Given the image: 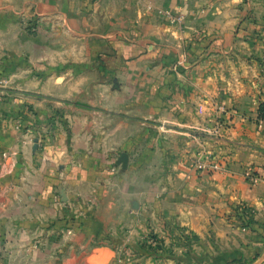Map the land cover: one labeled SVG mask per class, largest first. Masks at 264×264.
Returning <instances> with one entry per match:
<instances>
[{
	"label": "crops",
	"instance_id": "1",
	"mask_svg": "<svg viewBox=\"0 0 264 264\" xmlns=\"http://www.w3.org/2000/svg\"><path fill=\"white\" fill-rule=\"evenodd\" d=\"M263 56L264 0H0V264H131L178 228L264 264L228 219L264 221Z\"/></svg>",
	"mask_w": 264,
	"mask_h": 264
},
{
	"label": "rangeland",
	"instance_id": "2",
	"mask_svg": "<svg viewBox=\"0 0 264 264\" xmlns=\"http://www.w3.org/2000/svg\"><path fill=\"white\" fill-rule=\"evenodd\" d=\"M85 32H92L94 29H83ZM29 33L33 35L47 34V29L38 27L37 20L30 26ZM83 48H88L83 47ZM103 51L104 49H100ZM259 66L264 71V56L259 59ZM2 101V94L0 93V103ZM60 109H53L51 117L48 119H59L63 115L60 114ZM210 160H212L210 158ZM199 161L196 159L194 162ZM192 162V164L194 163ZM194 169V168H193ZM198 170V169H195ZM205 171V170H199ZM229 222L238 226L244 231L256 232L261 230L264 233V221L259 222L254 219L252 211L237 204L232 205L228 214ZM215 239H205L204 241L192 231L187 232L182 228L176 231L169 232L168 235L158 236L153 232L142 234L140 239H135L123 250L121 253L125 261H131V264H216L217 255L215 253V246L217 245ZM244 257L233 259L226 264H239ZM247 259V258H246ZM250 260V257H248Z\"/></svg>",
	"mask_w": 264,
	"mask_h": 264
},
{
	"label": "built area",
	"instance_id": "3",
	"mask_svg": "<svg viewBox=\"0 0 264 264\" xmlns=\"http://www.w3.org/2000/svg\"><path fill=\"white\" fill-rule=\"evenodd\" d=\"M159 13L173 24H179L183 21L182 15L173 16L172 14L166 11H159ZM223 128H224V123L218 122L216 123L215 127L212 130L214 133L220 134ZM191 167L194 169L207 170V171L218 169V165L212 160H210L208 156L204 157L203 159H199V161L194 162L193 164H191ZM242 176L252 186L259 184V182L261 181V177L258 176L256 173H254V171L250 168L244 170Z\"/></svg>",
	"mask_w": 264,
	"mask_h": 264
},
{
	"label": "water",
	"instance_id": "4",
	"mask_svg": "<svg viewBox=\"0 0 264 264\" xmlns=\"http://www.w3.org/2000/svg\"><path fill=\"white\" fill-rule=\"evenodd\" d=\"M127 163H128V156L126 153H122L117 161V164L120 165L122 169H126Z\"/></svg>",
	"mask_w": 264,
	"mask_h": 264
},
{
	"label": "trees",
	"instance_id": "5",
	"mask_svg": "<svg viewBox=\"0 0 264 264\" xmlns=\"http://www.w3.org/2000/svg\"><path fill=\"white\" fill-rule=\"evenodd\" d=\"M257 118L259 120H264V102L260 103L257 109Z\"/></svg>",
	"mask_w": 264,
	"mask_h": 264
}]
</instances>
